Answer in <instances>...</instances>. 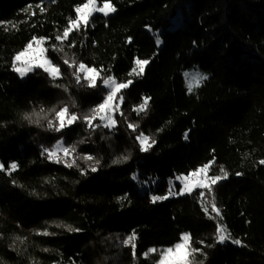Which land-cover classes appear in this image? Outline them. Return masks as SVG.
Returning a JSON list of instances; mask_svg holds the SVG:
<instances>
[{"label": "trees", "instance_id": "16d2710c", "mask_svg": "<svg viewBox=\"0 0 264 264\" xmlns=\"http://www.w3.org/2000/svg\"><path fill=\"white\" fill-rule=\"evenodd\" d=\"M85 2L0 0V163L19 166L0 172V264H109L116 237L117 264H157L159 254H145L174 246L183 233L207 257L196 253V264H264V0H111L114 15L92 16L63 46L70 60L102 69V77L134 81L124 92V116L116 114L112 130L93 132L80 120L57 133L24 114L66 104L84 114L106 93L102 81L96 89L77 85L65 53L53 51ZM34 38L60 66L57 81L40 69L25 79L12 70ZM136 59L149 60L141 76L130 75ZM191 67L207 79L189 91L183 73ZM144 97L149 107L138 115L133 108ZM140 132L155 140L148 152L140 151ZM61 140L76 146L73 167L44 153ZM86 156L99 160L96 172ZM210 162L211 175L223 168L228 179L203 190L207 215L200 189L152 202L168 195L175 178ZM213 196L222 220L211 210ZM218 222L245 246L217 244ZM44 231L53 234H37ZM133 232L135 253L123 243Z\"/></svg>", "mask_w": 264, "mask_h": 264}, {"label": "snow or ice", "instance_id": "6c2138e0", "mask_svg": "<svg viewBox=\"0 0 264 264\" xmlns=\"http://www.w3.org/2000/svg\"><path fill=\"white\" fill-rule=\"evenodd\" d=\"M31 7V5L29 6ZM37 7H40L41 13L45 9L39 4ZM76 16L74 19L70 20L68 25L64 28L62 35L56 36V40L59 42V46H53V51H58L65 53L64 42L67 41L70 37V34L75 30H80L81 26L85 28L89 25L90 18L94 13H102L105 17L109 16L111 13L116 12L115 6L111 3V0H103L102 6H98L97 0H86L82 6L75 8ZM129 43L131 38H129ZM45 43L43 39H35L33 42L29 43L24 51L18 53L13 61L12 70L17 72L20 77L26 76L28 73L32 72L34 69H42L44 73L53 81H57L61 78L62 72L59 65L55 64L47 55V49L42 45ZM159 38L157 37V44H159ZM35 44V47H34ZM70 47H75L74 41ZM63 63L69 68L74 69L72 75L75 79V83L81 87H87L91 89H96L98 87V81H102V87L106 89V93L98 105L92 107L87 113L77 114L72 112L69 106L66 104L63 107L52 108L45 112V109L41 108L38 112L33 110L31 113H26L23 116V119L28 121L30 124L40 125L41 120H47V128L49 130L55 131L57 133L62 132L64 129L71 127L73 124L82 120L86 125L87 129L95 131L97 128H107L109 130L115 129L117 126L116 114L119 113L120 116H124V113L121 111V107L124 103V90L130 88L134 83L132 79L127 80L126 82H118L117 78L114 76L102 77V69H97L95 67H90L83 62H77L75 58L69 59L67 53L64 54ZM149 64L147 59H136L135 67L131 70L130 75L141 76L145 71V67ZM207 76L199 74L196 77L197 81L206 80ZM54 87L64 88V91H68L66 87L61 84L54 83ZM191 91V88H189ZM150 98L144 97L142 103L137 107L133 108L138 115L140 113H146L149 107ZM72 106L75 107V101H72ZM49 115H53L52 119H49ZM99 123H95L96 121ZM127 127L135 132L138 128V125L129 122ZM137 141L139 142L140 151L148 152L155 144V140L150 141V137L145 135L143 132H140L136 136ZM185 139H187V133H185ZM83 143V141H80ZM76 151V146H65L63 140L59 141L53 148H45L44 153H46L47 159L54 163H64L66 167H73L76 163L74 153ZM62 153V155H61ZM86 160H94V164L91 165L90 171L96 172L98 170L99 160H95L92 156L83 157ZM128 157L118 158L113 161L114 164H119L125 162ZM259 164L264 165V159L258 161ZM18 164L12 162L6 169L4 164L0 163V172H7L8 175H11L12 172L18 170ZM211 168V162L205 164L202 167L193 170L188 175L178 177L182 187L179 191H175V185L170 187L169 193L166 196H153L152 202L156 203L157 201H163L168 199L170 196H183L185 194L191 195L194 190L200 189L201 204L205 214H208L207 207H204V204L207 201L204 199L205 193L203 190H207L208 193H212L214 186L219 182L228 179V173L221 168L219 175H209ZM82 175H85L86 172H82ZM237 175H242L237 173ZM135 178V177H134ZM198 178V179H193ZM15 184V181H13ZM211 210L215 213V217L223 219L220 213V209L216 206L215 199L211 201ZM212 218V217H210ZM61 227L62 225H57ZM68 231H79V229H73L71 226H66ZM38 235H52L47 231L37 233ZM136 234L133 232L129 235L124 241V245L127 246L131 244L133 252L135 253V240ZM21 243L23 240L20 237H16ZM215 240L217 244H225L230 242L233 245L244 247L240 239L232 238L231 234L226 230L225 226L222 223H217ZM203 244V241L200 242ZM211 247L213 245H207ZM15 250V249H14ZM47 251V249H45ZM150 252H156V249H150ZM200 253L205 255L201 249H197L191 246V234L183 233L181 235L180 242L176 243L172 247H168L160 250V259L158 264H195V255ZM148 254L146 253L145 256ZM205 255V259H206ZM201 264L203 262L201 261Z\"/></svg>", "mask_w": 264, "mask_h": 264}, {"label": "rangeland", "instance_id": "374dc122", "mask_svg": "<svg viewBox=\"0 0 264 264\" xmlns=\"http://www.w3.org/2000/svg\"><path fill=\"white\" fill-rule=\"evenodd\" d=\"M98 6H102V5H99L98 4ZM116 13V12H115ZM115 13H111L109 16H111V15H114ZM96 14H98V15H103L102 13H99V12H96V13H94L93 14V16L94 15H96ZM104 16V15H103ZM157 37L159 38V41H160V43L159 44H157ZM155 41H156V44H157V46L158 47H161V45H162V41H161V38L159 37V33L157 32L156 34H155ZM44 48H45V46H44V44L42 45ZM34 47H35V44H34ZM24 51V50H23ZM14 61V60H13ZM35 70H37V69H34L32 72H34ZM40 70H42V69H40ZM43 71V70H42ZM32 72H30V73H32ZM18 76H19V78H21V79H25L30 73H28L26 76H24V77H20V75L17 73V72H15ZM199 74H202L201 72H199L197 69H195V68H193V67H191V68H189V69H187L186 71H184V73H183V76H184V80H185V83H186V86H187V89L189 90V88H191V90L193 89V88H195L196 86H198L201 82H202V80L201 81H197L196 80V77H197V75H199ZM105 91H107L106 89H105ZM126 90H124V92H125ZM124 94V93H123ZM118 114V113H117ZM96 123H99V121L97 120L96 121ZM103 129H106V130H109V129H107V128H103ZM57 144V143H56ZM55 144V145H56ZM54 145V146H55ZM53 146V147H54ZM52 147V148H53ZM61 155H62V153H61ZM213 167H214V164L213 163H211V168H210V171H209V175H211V172H212V169H213ZM219 174H221V173H219ZM179 177H182V176H179ZM178 178V177H177ZM177 178H175L173 181H171L170 182V185H169V190H170V187L172 186V185H175V191H179V189L182 187V185H181V183H180V180L179 179H177ZM193 179H198V178H193ZM197 190V189H196ZM195 191V190H194ZM169 193V192H168ZM185 195H187V194H185ZM185 195H183V196H185ZM170 197H178V196H170ZM119 245H122L121 244V240H120V238H113L112 240H110V242H109V247H110V249H109V247H108V255H107V261L109 262V264H117V260H116V258H117V249H118V247H119ZM160 250H162V249H158L156 252H148V255H150V254H154V253H157V254H159L160 253ZM159 259H160V254H159ZM157 264H158V262H157ZM196 264V263H195Z\"/></svg>", "mask_w": 264, "mask_h": 264}]
</instances>
